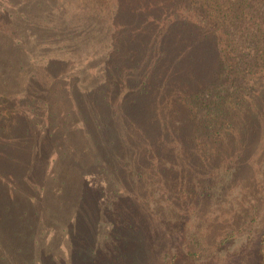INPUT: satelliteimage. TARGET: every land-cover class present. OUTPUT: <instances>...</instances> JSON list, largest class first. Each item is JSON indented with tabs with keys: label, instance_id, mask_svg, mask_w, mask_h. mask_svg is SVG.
I'll return each mask as SVG.
<instances>
[{
	"label": "rangeland",
	"instance_id": "rangeland-1",
	"mask_svg": "<svg viewBox=\"0 0 264 264\" xmlns=\"http://www.w3.org/2000/svg\"><path fill=\"white\" fill-rule=\"evenodd\" d=\"M60 1L0 0V71L19 96L0 128V264H258L260 241L244 243L263 230L264 114L243 117L253 146L203 161L180 103L210 74L202 42L135 24L127 3L102 19ZM223 163L233 185L201 195ZM231 235L236 260L213 246Z\"/></svg>",
	"mask_w": 264,
	"mask_h": 264
},
{
	"label": "trees",
	"instance_id": "trees-1",
	"mask_svg": "<svg viewBox=\"0 0 264 264\" xmlns=\"http://www.w3.org/2000/svg\"><path fill=\"white\" fill-rule=\"evenodd\" d=\"M25 1L21 0V3ZM60 2L66 6L70 4L78 7L84 13H94L98 10L102 19H108L114 13L122 11L123 5L127 3L131 8L129 13H123L124 18L131 15L135 24L160 30L169 40L177 44L179 40L185 42L189 37L193 38L192 42L199 39L205 47L206 59L211 56L208 62L210 74L205 83L198 84V89L188 92L182 101L180 99V103L185 104L187 120L194 130L193 146L200 151V158L203 161L210 159L209 148L235 149L240 148L242 144L253 146V139L248 135L250 128L255 131L252 120L247 125L243 117L246 111V118H250L249 115L253 114L252 104L256 109L255 115L257 111V118L258 115L264 114L263 106L259 104L258 109L254 106L255 98L263 95L261 85L257 90L251 84L257 73H264V0H71L73 3L62 0ZM0 9H4L3 6L0 5ZM13 18V16L9 17V19ZM5 24L0 20V56L3 55V43L6 41ZM168 25L170 27L167 29ZM121 26L118 25L119 28ZM193 49L191 44L187 46L188 51L191 52ZM7 78L8 73L1 70L0 128L3 131L9 130L14 123L12 114L17 111L5 107L6 98L19 100L17 92L7 87ZM257 123L260 124L258 120ZM257 127L259 128L258 124ZM262 149V146L257 147L258 154L263 155ZM232 158L236 159V155H232ZM167 164L169 166L171 162ZM170 168L172 169V164ZM238 171L235 163L229 165L223 163L216 168L215 174L213 173V182H215L213 185L205 186L199 182L194 186H199L200 194L206 195L207 198H219L233 185ZM195 195H198V192H195ZM250 221L255 222V219L252 218ZM245 223L246 229L250 228L248 225L250 223L246 220ZM262 224L263 230L259 229L249 234L251 243H244L247 244L249 254L252 242L260 241L257 252L258 264H264V221ZM233 237L231 235L223 239L219 238L220 241L213 245L215 250H228L225 255L227 259L233 257L229 255L240 254L242 251L239 245H235L236 241L231 242ZM197 243V248H201L200 238ZM235 246L238 252L234 249ZM188 249L190 250L191 247ZM250 256L249 254L247 262L243 261L242 264H251Z\"/></svg>",
	"mask_w": 264,
	"mask_h": 264
}]
</instances>
